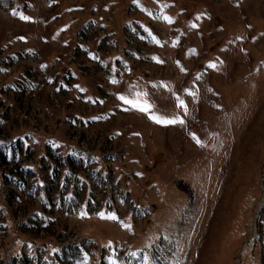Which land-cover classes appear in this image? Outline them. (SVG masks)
<instances>
[{
	"label": "rangeland",
	"instance_id": "374dc122",
	"mask_svg": "<svg viewBox=\"0 0 264 264\" xmlns=\"http://www.w3.org/2000/svg\"><path fill=\"white\" fill-rule=\"evenodd\" d=\"M76 2L0 0V264H264V0Z\"/></svg>",
	"mask_w": 264,
	"mask_h": 264
},
{
	"label": "built area",
	"instance_id": "2783aa9c",
	"mask_svg": "<svg viewBox=\"0 0 264 264\" xmlns=\"http://www.w3.org/2000/svg\"><path fill=\"white\" fill-rule=\"evenodd\" d=\"M32 70L35 71V69H32ZM130 74H133V70H132V69L130 70ZM54 83H55L54 80H52L51 82H48V80L46 79V80L40 82V84L38 85L37 88H35V89H33V90H31V89H27V90L25 91V96H26V95L31 96V98L35 99L34 101H35L36 103H38L39 100H40V91L42 90L43 87L47 86V87L49 88V94H50V95H49V99H50L55 105L58 106V105L60 104V103H59V96H60V95H59L58 92H56V91L54 90V86H53ZM76 99H77L79 102H80V101L82 102V104L84 105V108L87 109V111L91 110V107H92V106L94 107V104H93L90 100H88V99H86L85 97H83L82 95H79ZM81 102H80V103H81ZM91 112H92V111H90L89 113H91ZM74 130H75V129H74ZM75 132H77V131H75ZM86 134H87V133H86ZM74 136L78 137V135H75V133H74ZM78 142H79V145L81 146V148L84 149L86 153H91V152H93L92 149L88 148L87 145L85 144V142H86V138H82V139H81V137H79ZM90 150H91V151H90ZM110 153H113V151H112V152L110 151ZM26 180H27V177H26ZM13 187H14L15 189H18V185H14ZM22 195H23L25 198H27V197H28V193H27V191H24V192L22 193ZM19 202H20V201H19ZM20 203H21V202H20ZM23 208H24V211H26L25 206H23ZM18 210L22 213V209H21V208H19ZM21 213H19V214H21ZM72 239H73V238H72ZM69 240H70L69 237L66 238V240L64 241V243H68Z\"/></svg>",
	"mask_w": 264,
	"mask_h": 264
},
{
	"label": "trees",
	"instance_id": "16d2710c",
	"mask_svg": "<svg viewBox=\"0 0 264 264\" xmlns=\"http://www.w3.org/2000/svg\"><path fill=\"white\" fill-rule=\"evenodd\" d=\"M261 207H260V209L258 210V215H256V222H255V224H257V221H259L258 219H260L261 218V214H262V212L264 211V200H263V202H261V205H260ZM260 226H261V223L259 224Z\"/></svg>",
	"mask_w": 264,
	"mask_h": 264
},
{
	"label": "crops",
	"instance_id": "0c3cea01",
	"mask_svg": "<svg viewBox=\"0 0 264 264\" xmlns=\"http://www.w3.org/2000/svg\"><path fill=\"white\" fill-rule=\"evenodd\" d=\"M43 37H45V36H43ZM147 38H150V39H151V38H152V39L155 38L154 33H150V36H148Z\"/></svg>",
	"mask_w": 264,
	"mask_h": 264
}]
</instances>
